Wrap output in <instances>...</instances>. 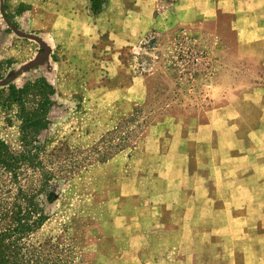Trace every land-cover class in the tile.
Masks as SVG:
<instances>
[{
  "label": "rangeland",
  "instance_id": "1",
  "mask_svg": "<svg viewBox=\"0 0 264 264\" xmlns=\"http://www.w3.org/2000/svg\"><path fill=\"white\" fill-rule=\"evenodd\" d=\"M112 2L0 0V90L46 78L57 93L40 139L51 162H84L30 238L63 264L119 257L120 177L150 160L141 150L151 127L167 113L210 104L222 77L216 24L178 23L170 12L139 21L146 17L133 1ZM18 111L0 106V137L15 150L22 149Z\"/></svg>",
  "mask_w": 264,
  "mask_h": 264
},
{
  "label": "crops",
  "instance_id": "2",
  "mask_svg": "<svg viewBox=\"0 0 264 264\" xmlns=\"http://www.w3.org/2000/svg\"><path fill=\"white\" fill-rule=\"evenodd\" d=\"M117 1L216 24L225 57L210 104L162 117L120 177L109 264H264V0Z\"/></svg>",
  "mask_w": 264,
  "mask_h": 264
},
{
  "label": "trees",
  "instance_id": "3",
  "mask_svg": "<svg viewBox=\"0 0 264 264\" xmlns=\"http://www.w3.org/2000/svg\"><path fill=\"white\" fill-rule=\"evenodd\" d=\"M56 93L44 77L0 90V106L18 107L22 132L21 150L0 137V264H63L30 242L49 218L48 204L56 201L63 185L84 163L51 162L40 139L50 122Z\"/></svg>",
  "mask_w": 264,
  "mask_h": 264
}]
</instances>
